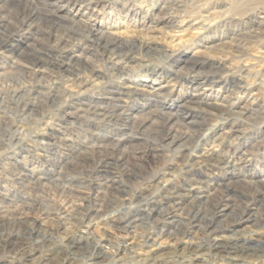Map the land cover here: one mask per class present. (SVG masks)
<instances>
[{
    "label": "bare ground",
    "instance_id": "bare-ground-1",
    "mask_svg": "<svg viewBox=\"0 0 264 264\" xmlns=\"http://www.w3.org/2000/svg\"><path fill=\"white\" fill-rule=\"evenodd\" d=\"M0 4L15 11L13 21L0 15V77L24 73L13 86L4 82L2 92L22 116L46 112L34 109L36 97L61 108L56 122L40 118L29 141L12 133L8 141L17 152L0 159V221L17 227L0 231L4 255L14 264H263L264 253L245 244L264 238V229H249L264 224V170H242L257 153L227 156L221 149L242 134L245 120L264 116V12L243 21L223 18L225 0ZM114 15L117 22L102 24ZM133 15L138 29L128 30L121 19ZM79 23L89 45L80 46L71 33ZM93 50L110 75L82 66ZM155 60L170 69L157 71ZM179 76L189 98L152 111ZM193 106L213 121L195 120L188 113ZM101 123L117 130L100 132ZM88 152L95 160L82 161L86 175L73 176ZM163 153L169 163L145 186L128 189L119 179L121 172L137 179L134 168L144 173V160ZM49 184L70 201L58 209L42 204L32 217L30 190ZM235 211L238 220L227 221Z\"/></svg>",
    "mask_w": 264,
    "mask_h": 264
},
{
    "label": "rangeland",
    "instance_id": "rangeland-1",
    "mask_svg": "<svg viewBox=\"0 0 264 264\" xmlns=\"http://www.w3.org/2000/svg\"><path fill=\"white\" fill-rule=\"evenodd\" d=\"M36 1L39 4L40 8L46 2V0H36ZM69 8L70 7H66V10H68ZM38 12L40 14L44 13L42 10H39V9H38ZM0 15H4L5 19H7L8 21H9V19L11 21H13L15 19V16H14L15 11L8 8L7 6H4V7L0 6ZM116 17L117 16L114 15V16H112V18L110 20L104 19V20H102V24L106 23V25H107V24L115 23L118 21V20H116L118 17L117 18ZM137 19H138L137 15L128 16V17L124 16L121 19L122 26L124 25L128 30H137L138 29V27L136 25ZM112 20H113V22H112ZM72 27L73 28H72L71 33L74 35L75 39H77L79 41L80 46L89 45V43L85 39L86 29L83 26V24H81V23L73 24ZM43 28H44V26H43ZM44 36H45V34L44 35L42 34V38ZM45 37H44V39H45ZM89 54H91V55H89L91 58V61H89L90 63L84 62L82 64V66H85L88 69L94 68V71H96L97 74L99 73L98 75L101 77H103V75L105 76V74L110 75L108 64L101 58V56L99 54H97L94 50L89 51ZM141 61L142 60H140V62ZM152 63H154V65H152V66L155 67V69L157 71L160 70L162 72H165V71L167 72L170 69L168 64L163 63L161 60H155ZM179 66H180V62H178L177 67H179ZM22 74H24L23 71L18 72V73L6 72L0 77V92H1L0 93V95H1L0 96V159H2L3 161L5 160L4 162H6L7 158L8 159L12 158L13 152H17V149L15 147V143L9 144V141H8V139H10V136L12 135V133H18V137H21V139H23V140L29 141L30 137L32 135V132L41 126L40 125L41 124L40 118L44 117L45 121L46 120H50V121L54 120L53 122L58 121V119L60 118L59 116H60L61 108L45 107L46 105L44 104V101L41 97L40 98L36 97V98H34V100H31V102L33 101L34 105L36 106L34 109L43 108L46 112L42 116L40 115L41 113L36 114V116H32V117L31 116L26 117V115H27L26 113L23 114V116H22L20 106H16V103H13V101L7 95H5L2 92L3 89L7 88V86H5L6 82H7L6 83L7 85L10 84L11 86H13L14 85V78H18V77L20 78V76ZM85 75H86V78L88 80L89 79H90V81L92 80V77L89 73H86ZM25 76L29 77V78H31V77L33 78L34 76L38 77V78L40 77L38 74H36V75L33 74V76H31L30 74L29 75L25 74ZM46 77H47V75H46ZM179 77H180L179 80L175 83L174 91H172L171 93L166 95L164 100H161L159 104H156L155 108H153L152 111L157 110L158 108H160V106H163V105H165L164 107H166V108L167 107L174 108L177 104L182 103L183 101H185L189 98L185 94L186 93L185 87L184 86L178 87V85H177L178 82L180 81V79L182 78L181 76H179ZM115 78H116V76H113V75L111 77H109V79H112V80H114ZM259 79H264V77L259 78ZM105 80H107V79H105ZM171 89H172V87H171ZM191 93L192 92H190V94ZM2 99H4V102ZM171 108H170V110H172ZM167 110H169V109H167ZM188 111H189L188 113H192V114L197 116V119H195V120H197L198 122H206L207 121L210 123V121H213V119H211L209 116L207 117L206 115L201 113L199 111V109L195 108V106L191 107ZM19 112H20V114H19ZM263 121H264V116H256V117L253 116V117H250V119L248 118L242 124L243 125L242 126V128H243L242 134L236 135L233 138L234 141L230 147H224L221 149V153L225 154L227 156H231V155L235 156V152L238 151L239 149L257 153V154H255L256 156H253V158H252L253 161L250 164H246L244 167H242L243 171L264 170V143L261 142L262 139H264V132H262L263 129L261 128V127H263L262 125L264 124ZM28 123L31 125H29ZM97 125H98V130L100 132L107 131V130L108 131H116L117 130L116 129L117 126H112V124L107 125L106 123H101V124H97ZM15 126H19V128L16 129ZM157 126H159V125H155L153 127L155 128ZM157 128L159 130L160 126ZM182 131L183 130H178V133H183ZM144 145H145V143H144ZM210 145H211V143H208V146H210ZM145 147H146V145L144 146V148ZM135 148L137 150H140L143 148V144H138L135 146ZM167 154L168 153H163V155H161V157L156 156L155 158L151 157V158L145 159L144 160V162H145L144 163V173L142 171H140L138 168H134L135 172H137V173L139 172L138 173L139 177H137V179L136 178H130L125 172H121L119 179L127 185L126 186L127 188L129 187L131 189L132 188L136 189L137 187L139 188L140 186L141 187L145 186L144 184L147 181L151 180V177H155V176L157 177V174L162 169L165 168L167 163H169L167 161L170 159L169 158L170 154H168V155ZM58 155H61V154H58ZM91 157H92V154L90 152H88L84 156L78 158V159H80L79 166L74 167L72 169L73 170L72 175L73 176H76L77 174L78 175H80V174L86 175V170L88 168H86L85 166H82V163H83L82 161H85V160L88 161L89 160V162H91V160L94 159ZM34 163L37 167L40 166L39 168H41V167L45 168L46 167L41 162H34ZM10 168L14 171V167H11V165H10ZM85 168H86V170H85ZM238 173L241 174V172L239 170L234 172V174H236V175H238ZM134 179H136V180H134ZM237 187L245 189V190L250 189V186H248L247 184H244V183H239L237 185ZM29 193H30L29 196L31 197V204L34 205V207H35L32 210V214H31L32 217L33 216L36 217V216H39L41 214V212L38 210H39L40 206H42V204L49 207V209H58L59 207L63 206L67 201L68 202L70 201V198L68 196H66L65 194H61L59 187L57 185H53V184H49V185H46L44 187L43 186H36L32 190H30ZM15 205H20V203L17 202ZM0 215H1V213H0ZM238 218H239V214L237 211H235V212H229L226 219H227V221L235 222L238 220ZM14 228H17V227L16 226L14 227L11 224L3 225V224H1V221H0V231H8V230H11ZM22 229H24V228L22 227ZM249 229L257 230L260 232L264 229V224L260 220H258V221H255ZM245 245L249 246L251 250L256 251L257 254L264 253V238L255 237L252 241L247 242ZM245 253L246 252L241 253V254H245ZM245 261L246 260L243 259V260H238V262H230V264H247ZM227 263H224V264H227ZM262 263L264 264V258H263Z\"/></svg>",
    "mask_w": 264,
    "mask_h": 264
},
{
    "label": "clouds",
    "instance_id": "clouds-1",
    "mask_svg": "<svg viewBox=\"0 0 264 264\" xmlns=\"http://www.w3.org/2000/svg\"><path fill=\"white\" fill-rule=\"evenodd\" d=\"M211 2V0H209ZM230 5L223 18L231 17L243 21L249 16L258 15L264 12V0H225ZM206 6V5H205ZM2 54V53H0ZM2 239V237H0ZM0 259L11 260L14 264V258L8 257L3 253V245H0Z\"/></svg>",
    "mask_w": 264,
    "mask_h": 264
}]
</instances>
